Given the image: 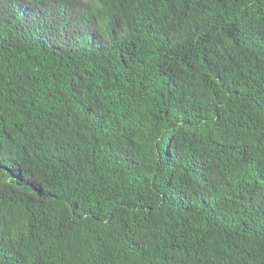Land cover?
<instances>
[{"label": "trees", "instance_id": "obj_1", "mask_svg": "<svg viewBox=\"0 0 264 264\" xmlns=\"http://www.w3.org/2000/svg\"><path fill=\"white\" fill-rule=\"evenodd\" d=\"M0 264H264V0H0Z\"/></svg>", "mask_w": 264, "mask_h": 264}]
</instances>
